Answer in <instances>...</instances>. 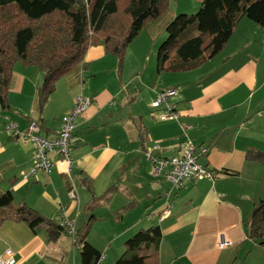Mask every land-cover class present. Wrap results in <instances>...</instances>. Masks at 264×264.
Masks as SVG:
<instances>
[{
  "label": "crops",
  "instance_id": "obj_1",
  "mask_svg": "<svg viewBox=\"0 0 264 264\" xmlns=\"http://www.w3.org/2000/svg\"><path fill=\"white\" fill-rule=\"evenodd\" d=\"M180 7L142 30L118 76L116 59L109 57L113 55L101 45L90 48L87 66L64 75L42 110V71L15 66L10 108L0 106V194L11 190L16 205L27 204L75 229L84 225L91 209H109L120 196L115 213L124 233L116 241L131 237L138 227L159 225L160 264H264V243L249 237L246 224L254 203L264 198V164L248 159L250 152L264 153V27L242 17L220 53L193 70L168 72L165 81L164 72L157 71V58L175 23L184 18ZM170 88L177 89L171 101L180 117L163 120V108L152 107V102ZM80 94L90 96L92 103L75 120L71 175L62 171L65 165L56 151L48 154L49 170L32 172L36 144L10 133L7 123L11 120L27 132L30 122L38 120L43 122L39 135L53 138ZM188 140L199 161L218 172L216 179H192L176 188L164 178H153L146 152L158 143L162 156L181 154ZM203 148L206 153H201ZM73 185L77 199L69 196ZM113 185L117 191L109 201L97 199ZM79 186L87 192L79 194ZM0 230L6 245L0 255L6 257V249L12 248L17 264L36 257L34 264H39L47 256L49 247L27 222L6 221ZM222 237L231 244L219 246ZM93 245L106 256L102 264H114L121 253ZM123 247L125 242L120 251ZM65 259L60 253L58 261Z\"/></svg>",
  "mask_w": 264,
  "mask_h": 264
},
{
  "label": "trees",
  "instance_id": "obj_2",
  "mask_svg": "<svg viewBox=\"0 0 264 264\" xmlns=\"http://www.w3.org/2000/svg\"><path fill=\"white\" fill-rule=\"evenodd\" d=\"M172 1L0 0L1 108H10V85L19 63L35 66L44 75L38 87L41 110L64 75L78 65L87 66L86 54L94 46L101 45L107 54L115 55L122 71L130 44L148 24L169 11ZM200 2L197 16L191 20L182 18L178 26L176 22L173 35L162 45L157 58L159 73L190 71L220 53L242 17L264 27V0ZM32 122H37L40 130L43 127L41 121ZM248 159L264 164V153L250 152ZM116 191L113 185L97 199L109 201ZM91 210L75 233L79 264H96L102 258V253L88 241L96 219ZM6 221L27 222L36 234L44 228L53 243L69 232L65 223L49 219L27 204L16 205L11 190L0 194V226ZM246 224L249 237L264 243V198L254 203ZM161 240L159 225L141 228L126 240L125 251L114 264H160Z\"/></svg>",
  "mask_w": 264,
  "mask_h": 264
},
{
  "label": "built area",
  "instance_id": "obj_3",
  "mask_svg": "<svg viewBox=\"0 0 264 264\" xmlns=\"http://www.w3.org/2000/svg\"><path fill=\"white\" fill-rule=\"evenodd\" d=\"M177 89L170 88L161 91L158 97L152 102V107L163 108L161 119H178L180 114L175 109V104L171 98L176 96ZM92 98L84 94H80L75 99L74 107L70 115L66 118L62 129L59 134L53 138L42 137L39 135L40 126L37 122L30 123L27 132H20L17 124L11 120L6 125V129L16 135L20 136L24 141L31 140L36 144V168H43L49 170L52 162L48 154L56 151L61 157L65 167L62 169L67 175H71L73 161L71 157V147L73 145V134L76 129L75 120L78 116L82 115L91 105ZM160 145L155 143L151 150L146 152L147 160L152 164L151 175L155 179L164 178L174 187H181L188 180H210L214 181L218 176V172L211 169L199 161V155L196 153V148L192 140L186 141L182 145V153L173 156L160 155ZM207 149L203 148L201 153H206ZM69 196L71 199L78 198L77 187L71 186L69 189ZM170 205H168V208ZM167 216L170 214V209L164 210ZM68 227L69 233L74 235L76 229L71 224L65 223ZM1 237V235H0ZM231 242L227 241L224 237L221 238L219 246L225 247L230 245ZM6 257L0 255V264H17L15 252L12 248L6 249ZM104 256L96 263L102 264Z\"/></svg>",
  "mask_w": 264,
  "mask_h": 264
},
{
  "label": "rangeland",
  "instance_id": "obj_4",
  "mask_svg": "<svg viewBox=\"0 0 264 264\" xmlns=\"http://www.w3.org/2000/svg\"><path fill=\"white\" fill-rule=\"evenodd\" d=\"M195 3V6L193 5ZM176 5H180V14L183 15L187 20L192 19L197 16L201 3L199 4L198 1L195 0H178L174 1L170 4L169 9L175 10ZM184 10V12H182ZM190 19V20H191ZM182 18L179 19L177 26L181 23ZM167 37V36H166ZM165 38V37H164ZM163 40V39H162ZM161 40V41H162ZM132 44V43H131ZM131 44L128 48L125 62H124V68L126 67V64L128 63V55H130V50H131ZM112 59H116L117 63V68H116V75L118 76L119 73H122L124 71V68L122 71L119 70V62L118 58L113 55L109 56ZM127 59V63H126ZM132 60V59H131ZM157 65V64H156ZM87 74V73H86ZM170 73L164 72L163 73V78L165 81H168ZM161 91V90H160ZM178 188V187H176ZM79 194L81 191H86L85 187L79 186L78 187ZM122 196V195H121ZM120 197V196H119ZM117 198L111 208H107L106 206L104 208L96 207L93 208L91 211V214H94L96 216V219L94 220L91 228V233H90V239L89 241L95 244L97 247L101 248V250L106 249V248H112V251L116 253L118 252L119 249V255L116 259H118L125 251V247L120 251V247H122V242H126L130 237H124L118 241L116 239L118 238L117 236H121V232L123 231L124 233V224L120 223L119 220L116 219V213L115 209L117 208L118 202H120V198ZM124 198V196H122ZM128 221V218L126 219ZM81 226V222H77L76 226ZM149 226H146L145 228H148ZM143 227H138L135 230V233L139 231ZM0 233H3L2 230H0ZM134 233V234H135ZM39 237H41L44 245L48 246L49 248H46V254L44 258H41V262L39 264H78L80 261V251L78 245H75L74 242V235L67 232L64 233L61 238L57 242H49L48 240V235L46 233V230L44 228H41L39 230ZM5 238V234L3 233V239ZM121 243V246H120ZM6 245H4L3 241L0 240V249L5 248ZM60 253H65L66 254V259L64 262L58 261L59 254ZM106 258V256H105ZM103 259V262L105 260ZM37 257L34 259H30V261L26 262L25 264H34L36 261Z\"/></svg>",
  "mask_w": 264,
  "mask_h": 264
}]
</instances>
